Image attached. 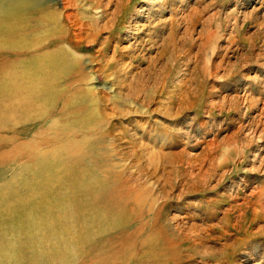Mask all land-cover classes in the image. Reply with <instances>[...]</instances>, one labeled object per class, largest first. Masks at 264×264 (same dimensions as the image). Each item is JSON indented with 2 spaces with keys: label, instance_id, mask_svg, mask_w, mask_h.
Returning <instances> with one entry per match:
<instances>
[{
  "label": "rangeland",
  "instance_id": "1",
  "mask_svg": "<svg viewBox=\"0 0 264 264\" xmlns=\"http://www.w3.org/2000/svg\"><path fill=\"white\" fill-rule=\"evenodd\" d=\"M54 2L82 55L0 65V264H264V0Z\"/></svg>",
  "mask_w": 264,
  "mask_h": 264
},
{
  "label": "bare ground",
  "instance_id": "2",
  "mask_svg": "<svg viewBox=\"0 0 264 264\" xmlns=\"http://www.w3.org/2000/svg\"><path fill=\"white\" fill-rule=\"evenodd\" d=\"M41 1L0 0V65L42 61L45 66V61L51 60L63 64L74 61L79 55H82L76 38L67 28L70 15L60 14L55 7V0H49L48 7L45 4L41 5ZM76 1L66 0L72 5ZM91 6L93 7V4L90 1L83 3V7H86L85 11L89 12ZM86 25L83 23V26ZM70 74L68 78L72 80V83H75L77 75L74 74V78L72 71ZM41 92L43 94L42 103L47 106L45 91L41 90ZM46 113L45 110L39 116L27 118L25 123L40 124L44 121ZM58 122L61 123V128L70 130L68 125L65 123L62 125L61 121ZM16 123L19 124V122ZM64 133H59L56 137L59 139L63 137ZM79 161L78 163H80Z\"/></svg>",
  "mask_w": 264,
  "mask_h": 264
}]
</instances>
